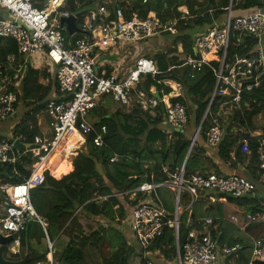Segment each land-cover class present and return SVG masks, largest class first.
Wrapping results in <instances>:
<instances>
[{
	"label": "built area",
	"instance_id": "2783aa9c",
	"mask_svg": "<svg viewBox=\"0 0 264 264\" xmlns=\"http://www.w3.org/2000/svg\"><path fill=\"white\" fill-rule=\"evenodd\" d=\"M240 1L229 0L228 5L221 8L226 12L221 22L211 17L212 9L193 16L186 12L181 18L163 22L156 12H149L145 18L131 13L126 19L121 7H116L114 18H110L108 2L102 0L95 10L82 16L81 23H77L73 15L76 27L84 33H75L67 38L64 35L65 26L60 27V20L71 15L64 10L66 0H0V15H4L0 16V38L14 40L18 54L30 65L38 58L45 59L53 66L57 84V96L51 98L45 106V112L51 119L52 136L48 138L34 135L29 142H23L20 135L15 139L9 137L0 141V164L14 165L21 155H29L32 160L29 175L22 182L10 184L0 178V196L5 202L4 211L0 215V236H12V241L6 245L10 257L20 254V243L16 235L28 223L37 222L46 238L48 264H54L53 244L46 233L47 224L35 212L30 191L43 184L46 173L51 175L48 160L70 135L92 136L94 147L101 148L105 145V127L102 126L97 131L95 123L91 122L93 112L99 106L110 102L124 109H130L134 105L143 111L152 112L163 105L164 123L171 130L182 131L188 124L185 107L171 102L172 98L181 95L178 84L156 80L155 77L160 74L157 66L151 59L143 56L137 58L134 66L125 73L109 74L103 71L99 64L112 61L99 60L106 56L115 58V54L105 55L111 49H125L133 43L153 40L165 33L176 34L179 21L188 20L192 23L199 16H210L212 24L192 37V53L184 56L179 67H189V76L192 78L194 71H199L203 65L212 62L218 64L215 68L211 67L216 80L211 102L216 96H222L223 101L219 103V112L212 116L205 132V144L209 148L219 145L223 137L222 116L228 113L227 109H240L242 95L257 88L262 78L264 9L231 19L233 7ZM257 1L264 3V0ZM146 2L147 0H143V3ZM235 33L237 43L246 37L255 39L258 55H227L230 35ZM8 67H11L12 75L5 72ZM25 72L24 65L14 68L8 61L7 66L0 63V123L8 121L15 113L18 97L10 89L20 87ZM145 76H150L158 85L162 83L168 86L171 92L165 94L154 85L146 92L142 86ZM155 93H158L160 99L154 96ZM208 112L209 108L205 116ZM197 136L198 134L193 135L191 139L190 151ZM14 140L30 147L18 154L12 145ZM257 144L259 181L264 188V135H259ZM241 152L249 154L247 141L242 142ZM118 159L119 156L114 154L109 162L116 163ZM163 171L168 177L166 181L155 184L150 177L149 181L143 182L136 189L117 195L126 200V215L122 222L133 240L146 248L161 238L166 230H170L173 232L177 257L174 264H222L223 258L236 247L220 249L218 239L211 235L212 218L193 220L190 216L192 206L198 201L213 202L219 199L218 195H229L232 198L249 196L254 193L256 185L242 176H226L214 172L186 176L183 166L172 174L166 169ZM159 188H166L173 193L175 205L172 213L163 208L156 194ZM184 214H187L186 219H183ZM260 217V213H249L241 217L232 215L229 220L234 224L254 223ZM182 225L188 231L184 242L180 243ZM252 243L250 264H264V236L254 238ZM156 255H160L159 252L143 253L142 260L146 264H153L147 258ZM161 260L166 261L164 258Z\"/></svg>",
	"mask_w": 264,
	"mask_h": 264
},
{
	"label": "trees",
	"instance_id": "16d2710c",
	"mask_svg": "<svg viewBox=\"0 0 264 264\" xmlns=\"http://www.w3.org/2000/svg\"><path fill=\"white\" fill-rule=\"evenodd\" d=\"M101 1L66 0L64 10L74 15L77 23H81L82 16L88 11L95 10ZM107 2L110 18H114L116 7L124 10L126 19L131 13L145 18L152 11L156 12L163 22L181 18L184 12L193 16L206 9H212L211 17L221 22L226 14L221 8L226 7L229 0H147L146 3H143V0H107ZM163 5H166L165 9ZM258 9H264V3L257 0H241L233 7L231 19L245 16ZM211 17L199 16L193 19L192 23L188 20L179 21L178 24L182 26L178 25L176 34L165 33L156 38L157 45L166 43L160 52L150 57L148 54L142 56L156 64L160 72L155 77L156 80L172 81L179 85L181 95L172 98L171 102L180 103L185 107L188 123H192L194 130L198 128L209 108L188 156L185 166L186 176L196 171L202 174L211 167L215 168L213 158L223 164L230 163L232 152L235 163H243L248 159L244 173L240 172L237 175L244 174L256 185L253 195L242 198L218 196L225 199L224 204L238 215L260 213L261 217L254 223L244 222L243 231L237 230L228 222L221 220L223 204H213L209 201H198L193 204L192 217L193 220L212 218L211 235L218 239L221 245L225 244L226 248L236 247L231 255L236 256L238 264H249L253 247V237L250 236L257 235L254 236L257 238L264 236V192L261 191L258 183L256 154L257 139L259 135H264V125L256 126L254 123V118L264 113V77L261 78L257 88L242 95L240 109H227L226 120L223 121L221 118L223 137L219 145L215 148L207 147L205 132L212 116L219 112V103L223 101L222 96H216L211 102V94L216 82L211 67L215 68L218 64L212 62L203 65L199 71H194L192 78L189 76V67H179V65L184 56L192 53V37L212 24ZM64 35L68 38L67 32H64ZM236 37L237 33L230 35L227 55L230 57L234 53L248 57L258 55L255 39L246 37L237 43ZM262 44L264 55V39ZM10 55L17 56L20 58L19 63L22 62L23 57L18 54L14 40L7 37L0 38V63L7 66V57ZM15 64L13 63L12 67H17L18 63ZM25 69L20 87L10 89L17 95L18 103L22 104L20 109L22 118L12 129L11 138L15 139L22 135V141L29 142L30 138L39 132L35 128V121L45 112V106L52 98L53 90H57V84L43 86L39 83V79L44 77L43 71L31 67L30 64H27ZM5 72L12 75L11 67L6 68ZM152 85L165 94L171 92L168 86L162 83L158 85L150 76H145L142 84L144 90L148 92ZM17 105L15 111L16 108L19 110ZM106 107L99 106L93 112L97 119L94 122L95 129L100 131L102 126L106 129L103 136L105 145L101 148L94 147L92 136L86 137L85 150L78 152L73 158L71 173L69 170V174L59 180L46 173L43 184L30 191L35 212L47 224L46 233L53 244L54 264H85L83 252L85 248L92 247L101 253L100 245L103 244L119 247L111 258L104 260L101 258V264H132L136 256H143L142 248L135 251L132 245H126V236L122 230L127 227L125 225L121 227L126 215V200L117 195L136 189L143 182L149 181L150 177L155 184L166 181L168 177L163 169L170 174L179 169L190 147L192 137L185 133V130L176 132L164 123L163 105H159L152 112L143 111L133 105L130 109L120 108L110 114ZM4 139L6 138L0 137V141ZM244 141H247L249 146L247 155L241 152V144ZM77 145L72 138L62 143L58 148L61 153L56 150V153L49 158L51 173L55 175L63 173L61 166L67 164L66 168L68 167L69 159L72 158V154L69 153ZM207 150L212 154V158L208 156ZM114 154L121 159L116 163H110L109 159ZM31 164L29 155H21L14 165L0 164V178L3 182L18 184L28 177ZM214 172L217 173L216 170ZM156 194L163 208L171 213L174 204L173 193L166 188H159ZM167 197H169L168 201ZM186 217L187 214H184L183 219ZM83 219L86 221L88 231L84 230ZM215 225H217L216 229ZM187 231L185 225H182L179 233L180 243L184 242ZM16 237L19 239L22 254L29 256V262L26 264L48 263L46 238L37 222L28 223ZM175 250L173 232L170 230H166L161 238L148 246V251L159 252L169 262L175 260ZM3 252L7 253L6 246L3 247ZM13 258H20V255ZM139 264H146V261L142 260Z\"/></svg>",
	"mask_w": 264,
	"mask_h": 264
},
{
	"label": "rangeland",
	"instance_id": "374dc122",
	"mask_svg": "<svg viewBox=\"0 0 264 264\" xmlns=\"http://www.w3.org/2000/svg\"><path fill=\"white\" fill-rule=\"evenodd\" d=\"M128 1H131V0H128ZM162 7H163V9H165L166 5H163ZM185 14H186V12H184V15ZM178 25L180 27L182 26L181 24H178ZM180 31H181V29H180ZM194 32H195V30L193 31V33ZM156 41H157V39H153V40L141 41V42L133 43L132 45L126 47L125 49L124 48L123 49H119V48L115 47L114 49H111L109 52H107L105 54V55H108V54H112L113 55V54H115L116 55L115 56V61L108 62V63L101 62L99 64V67L102 68L103 71L108 72L109 74L125 73L126 70H128L129 68L134 66L135 60L137 58H139L140 56H142V55L145 56L146 54H148L149 57H150L151 55H154V54H156V53L161 51V49L163 48L164 44H166V43H164V44L159 46V45H157ZM25 71H26V69H25ZM18 106H19V110H18V108H16V111L18 112V114L17 113L16 114H17V118H20V120H21L22 114H20V109L22 107V104L18 103L17 107ZM104 107H106L105 109L108 111L109 114L113 113L116 109H120L121 108L117 104L114 105V104H112L110 102L109 103H105ZM121 109H124V108H121ZM124 110H126V109H124ZM43 116L44 117L42 118V120L44 121V124H45L44 127H45V129H47L45 136L50 138L52 136V130H51V126H50L51 119L48 118L47 115H43ZM226 116H227V113H225L222 116L223 121L226 120ZM95 117L96 116L93 113V115L91 117V122H96L97 121V119ZM254 123H255L256 126L264 125V113H261L260 115L255 117L254 118ZM183 129L185 130V133H188L191 137H193V135L196 133V130H197V129H195V130L193 129L192 123H190V122ZM72 140L74 142H76V143H78L79 141H83L84 142L83 146L80 149H78L80 147L79 144L77 145L76 148H74V149L72 148V150L70 151L71 153H69V154H72V157H73L74 155L76 156L78 152L85 150V146L84 145H85V142H86L87 138L80 135L79 137L74 136V138H72ZM207 151H209V150H207ZM73 158H71V159L73 160ZM120 159L121 158L119 157L118 161ZM168 199H169V197H167V201H168ZM163 201H165V200L163 199ZM172 202L174 203L173 204V208H174L175 200H172ZM226 213L227 214L229 213L228 209H226ZM239 216H241V215H239ZM85 223H86V221L83 219L82 224L85 227H87ZM121 224H122L121 227L123 228L124 227L123 226L124 225L123 222ZM126 245L127 246L132 245L134 247L135 251H139V248H142V250L144 251L143 253L150 252V251H148V247L143 248L138 243H136L133 239H130L128 237L126 238ZM100 247H101L100 249L102 251L101 253L98 252L97 250L88 249L86 252L84 250L85 264H101V258H103V260L111 258L113 256V254L117 251L119 246L109 247V246L103 244V245H100ZM175 256H176V250H175ZM4 257L6 259H8V260H17V261L20 260L18 258L14 259L13 257H10L6 252L4 253ZM97 257H98V259H100L99 261L96 259ZM176 258L177 257H175V262H176ZM147 259L149 261H151L153 264H174V262H169V261L162 262V260H161V259H163L162 255L148 256ZM141 260H142V256H136L133 259L132 264H139L141 262Z\"/></svg>",
	"mask_w": 264,
	"mask_h": 264
},
{
	"label": "crops",
	"instance_id": "0c3cea01",
	"mask_svg": "<svg viewBox=\"0 0 264 264\" xmlns=\"http://www.w3.org/2000/svg\"><path fill=\"white\" fill-rule=\"evenodd\" d=\"M0 16H2V17H4V15H0ZM7 61L10 63V65L12 66V64L14 63V65H16L15 63L17 62L18 64H17V67H14V68H19V67H21L22 65H24V67H26V65L28 64L26 61L24 62L23 61V59H22V62H20L19 63V61H20V58H18L17 56H14V55H10V56H8L7 57ZM115 61V60H114ZM31 65H34V66H31ZM30 66L31 67H33V68H35V69H40L41 71H43L44 72V77H41L40 79H39V83L41 84V85H43V86H46V85H49V84H51L52 86L54 85L55 86V79H54V74H53V66H51L45 59L43 60V59H41V58H38L37 59V61L35 62V63H32ZM42 80V81H41ZM52 98L54 97V96H57V91H56V89H54L53 90V92H52ZM115 105V104H114ZM17 111H15V115L13 116V118L11 117L8 121H5V122H2L1 124H0V137H5L6 139L7 138H9V137H11L12 136V129L14 128V126L16 125V124H18L19 123V121H20V119L19 118H17L16 116H17ZM43 115H47L46 114V112H44V114H41L40 116H38L37 117V119H36V125H35V128H37V130L39 131L38 132V134L37 135H40V136H43V137H46L45 135H46V131H47V129H45V127H44V121L42 120V118L44 117ZM48 116V115H47ZM48 118H50L49 116H48ZM31 125H34V124H31ZM31 125H29L30 127H32ZM44 131V132H43ZM77 136H79V135H77ZM76 144H79L80 145V147L78 148V149H80L82 146H83V144H84V142L83 141H79L78 143H76ZM57 151H59L58 149H57ZM60 152V151H59ZM61 153V152H60ZM55 154V153H54ZM63 154V153H62ZM208 156L210 157V158H212V154L210 153V151H208ZM67 155H69V154H67ZM72 156V155H71ZM75 156V155H74ZM73 156V157H74ZM72 157V158H73ZM231 159H232V161L230 162V163H226V164H223L222 162H220L219 160H217V159H212L213 161H214V163H215V165H216V167L214 168V167H211V168H209L205 173H210V172H214L215 170L217 171V173L218 174H223V175H228V176H230V175H235V176H242V177H245V178H248V177H246V176H244V174L243 175H237V174H239L240 172H242V173H244V170H245V167H246V165H247V160H245L243 163H235L233 160H234V154H233V152L231 153ZM185 160V159H184ZM72 159L70 158L69 159V163L70 164H68V167L66 168V166H67V164L66 165H64V166H61V169H63V173L62 174H59V175H55V174H53V173H51V168L49 167V171H50V174H51V176L54 178V179H56V180H59L61 177H63V176H65V175H67V174H69V173H71L72 171H73V166H72ZM184 162V161H183ZM70 170V172L68 173V171ZM195 173H198V174H201V173H199L198 171H196ZM215 173V172H214ZM216 173V174H217ZM202 174H204V173H202ZM259 184L261 183L260 181L258 182ZM260 187H261V191L262 192H264V188H263V185H259ZM253 195V194H252ZM263 196H264V193H263ZM210 203H213V204H215V203H220V204H223V207H222V209H223V215H222V221H224V222H228L231 226H233L234 228H236L237 230L238 229H241V231H243L242 229H243V223L244 222H242V223H238V224H234V223H232L230 220H229V218H230V216H232V215H237L238 217H240L238 214H236L235 212H233L232 211V209L230 208V207H228L227 205H225L224 203H225V199H223V198H219V199H217V200H215V201H213V202H210ZM4 207H5V202H4V200H3V198L0 196V215L3 213V211H4ZM226 209H228V211H229V213L227 214L226 213ZM174 210V209H173ZM173 212V211H172ZM171 212V213H172ZM192 214V213H191ZM216 226L217 225H215L214 226V228L216 229ZM245 228V227H244ZM88 228L87 227H84V230L85 231H88L87 230ZM122 232H123V234L126 236V238L128 237V238H130V239H133V237H132V235L130 234V232L128 231V229L127 228H123V230H122ZM219 234V233H218ZM254 236H257V235H253V236H250V238L251 237H253L252 238V240L254 239V238H257V237H254ZM259 237V236H258ZM262 237V236H261ZM260 238V237H259ZM219 242V241H218ZM219 246H220V249H223L224 247H225V244H220L219 243ZM88 249H91V250H96V249H94V248H92V247H86L85 248V252L88 250ZM19 252H20V258H18V259H23L25 256H26V254H22V252H21V249H19ZM84 252V251H83ZM22 254V255H21ZM231 254H229V255H226L224 258H223V260H222V264H238L237 263V258H236V256H233V255H231ZM224 256V255H223ZM229 256V257H228ZM251 257H252V253H251ZM17 259V258H16ZM98 261L100 260V259H98V257L96 258ZM84 260H85V257H84ZM166 260V259H165ZM167 261V260H166ZM175 261V260H174ZM173 261V262H174ZM250 261H251V258H250ZM39 264H48V263H39ZM249 264H250V262H249Z\"/></svg>",
	"mask_w": 264,
	"mask_h": 264
},
{
	"label": "water",
	"instance_id": "95a60500",
	"mask_svg": "<svg viewBox=\"0 0 264 264\" xmlns=\"http://www.w3.org/2000/svg\"><path fill=\"white\" fill-rule=\"evenodd\" d=\"M63 26H65V30L68 33V37H71L73 34L75 33H79L82 34L84 32L80 31V29H78L76 27V21H75V17L73 15H70L68 18H62L60 20V27L62 28ZM114 61L115 58L113 56H106L101 58L99 61ZM263 65H262V77H264V58L262 59ZM28 63V62H27ZM154 96L157 99H160V96L158 95V93H155ZM206 114V113H205ZM205 115L203 117L202 122L200 123V125L198 126L196 133L194 134L195 136L198 134V132L200 131L202 124L205 120ZM176 132H179L178 130H175ZM13 148L17 151L18 154H21L25 148H29L30 145H24L23 143H21L18 140H14L13 142ZM190 153V148L187 152L186 158L182 164L183 168L185 169L186 166V162L188 159ZM189 212V211H188ZM168 216V214H167ZM190 216H192L191 212H190ZM12 241V236H7V237H1L0 236V264H26L29 262V256L26 255L23 259L20 260H8L4 257V252H3V247L8 245L10 242Z\"/></svg>",
	"mask_w": 264,
	"mask_h": 264
},
{
	"label": "bare ground",
	"instance_id": "6f19581e",
	"mask_svg": "<svg viewBox=\"0 0 264 264\" xmlns=\"http://www.w3.org/2000/svg\"><path fill=\"white\" fill-rule=\"evenodd\" d=\"M74 136H77V135H76V134L70 135L66 140H68L69 138H73ZM66 140H65V141H66ZM49 165H51V164H50V162H49V160H48V166H49Z\"/></svg>",
	"mask_w": 264,
	"mask_h": 264
}]
</instances>
